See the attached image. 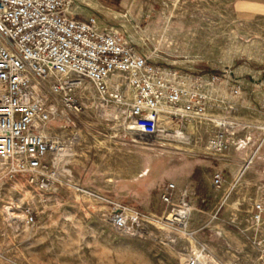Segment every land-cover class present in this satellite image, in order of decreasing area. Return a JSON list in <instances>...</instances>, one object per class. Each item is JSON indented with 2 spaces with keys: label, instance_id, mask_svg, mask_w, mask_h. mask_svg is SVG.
<instances>
[{
  "label": "rangeland",
  "instance_id": "1",
  "mask_svg": "<svg viewBox=\"0 0 264 264\" xmlns=\"http://www.w3.org/2000/svg\"><path fill=\"white\" fill-rule=\"evenodd\" d=\"M71 11L119 26L160 66L230 74L242 96L222 91V104L180 125L163 119L162 135L148 137L101 115L109 107L84 80L89 95L74 124L57 118L47 128L60 141L76 134L70 176L36 190L0 173V264H186L202 247L211 264H264V216L251 218L264 193V0H72ZM219 121L229 124L230 144L216 155L206 143ZM167 184L188 192L184 222L167 219ZM110 201L147 215L143 230L116 231Z\"/></svg>",
  "mask_w": 264,
  "mask_h": 264
},
{
  "label": "built area",
  "instance_id": "2",
  "mask_svg": "<svg viewBox=\"0 0 264 264\" xmlns=\"http://www.w3.org/2000/svg\"><path fill=\"white\" fill-rule=\"evenodd\" d=\"M72 0H0V173L23 178L36 190L57 176H70L67 157L76 140L60 141L47 132L53 119L73 123L85 108L91 82L102 106L116 110L113 118L141 136H161L165 123L202 116L210 106L242 96L230 74L200 73L158 65L138 50L122 29L101 25L95 16L77 17ZM225 73V72H224ZM226 122L208 138L207 150L228 149ZM219 190L221 171L212 176ZM264 187V186H263ZM171 205L172 223L184 222L191 211L186 189L175 195L173 184L160 193ZM176 199L173 202V199ZM109 220L121 233L139 234L148 216L110 201ZM252 221L264 216V193L253 202ZM24 222L33 223L26 207ZM205 247L188 255L186 264H211Z\"/></svg>",
  "mask_w": 264,
  "mask_h": 264
},
{
  "label": "bare ground",
  "instance_id": "3",
  "mask_svg": "<svg viewBox=\"0 0 264 264\" xmlns=\"http://www.w3.org/2000/svg\"><path fill=\"white\" fill-rule=\"evenodd\" d=\"M116 114V110L112 109V108H105L103 113L101 115L107 116V117H113V115ZM180 133V132H179ZM69 154L71 155V153L69 152ZM69 161V157L66 158ZM6 212L11 215L10 209L9 207L5 208ZM168 218H170V215H168Z\"/></svg>",
  "mask_w": 264,
  "mask_h": 264
}]
</instances>
